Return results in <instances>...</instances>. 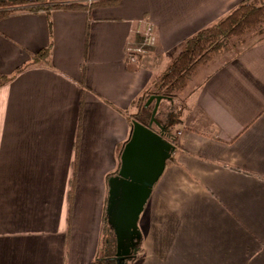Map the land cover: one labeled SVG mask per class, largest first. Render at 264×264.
<instances>
[{
    "label": "crops",
    "instance_id": "0c3cea01",
    "mask_svg": "<svg viewBox=\"0 0 264 264\" xmlns=\"http://www.w3.org/2000/svg\"><path fill=\"white\" fill-rule=\"evenodd\" d=\"M0 1L26 2L0 19V264H91L138 99L243 0ZM142 19L157 42L132 62ZM210 64L179 97L150 98L175 150L133 264H264V42Z\"/></svg>",
    "mask_w": 264,
    "mask_h": 264
},
{
    "label": "trees",
    "instance_id": "16d2710c",
    "mask_svg": "<svg viewBox=\"0 0 264 264\" xmlns=\"http://www.w3.org/2000/svg\"><path fill=\"white\" fill-rule=\"evenodd\" d=\"M115 1L117 0H97L89 6L81 0H64L53 5H39L40 1L34 0L31 2L33 5L27 8L31 11H49L53 8L76 11L91 9L99 4H114ZM25 4V1H0V19L8 17L14 10ZM261 42H264V0H243L224 17L199 30L185 41L183 50L175 56L162 77L138 99L135 119L144 126L152 128L156 119V110L149 102L150 98L174 99L179 97L186 88L190 77L200 66L210 63L221 52H225L227 55H236V50L240 51ZM49 52V48L42 51L37 59L47 56ZM10 78L9 76L1 77L0 85ZM160 134L165 140L173 142V136L169 129L165 128ZM120 166L121 163L110 176L117 175ZM142 246L143 239L138 246V252L126 259L125 264H133L137 254L142 251ZM116 255L117 239L105 213L98 253L91 264H117Z\"/></svg>",
    "mask_w": 264,
    "mask_h": 264
},
{
    "label": "water",
    "instance_id": "95a60500",
    "mask_svg": "<svg viewBox=\"0 0 264 264\" xmlns=\"http://www.w3.org/2000/svg\"><path fill=\"white\" fill-rule=\"evenodd\" d=\"M175 150L172 142L152 128L133 122L117 175L109 179L107 217L117 239V264L138 252L139 222L152 191Z\"/></svg>",
    "mask_w": 264,
    "mask_h": 264
},
{
    "label": "built area",
    "instance_id": "2783aa9c",
    "mask_svg": "<svg viewBox=\"0 0 264 264\" xmlns=\"http://www.w3.org/2000/svg\"><path fill=\"white\" fill-rule=\"evenodd\" d=\"M91 6L97 0H81ZM137 33L140 36L139 43L135 46H129L127 49V58L136 62L138 56L148 54L156 46L157 35L155 24L147 19H142L137 25Z\"/></svg>",
    "mask_w": 264,
    "mask_h": 264
},
{
    "label": "rangeland",
    "instance_id": "374dc122",
    "mask_svg": "<svg viewBox=\"0 0 264 264\" xmlns=\"http://www.w3.org/2000/svg\"><path fill=\"white\" fill-rule=\"evenodd\" d=\"M156 28V27H155ZM239 50H236L235 52L237 53ZM234 52V53H235ZM229 54H232V53H229ZM235 55V54H234ZM233 54L232 55H227L225 52H221L220 54H218L216 57V59H218L219 57L220 58H224L225 60L226 59H231L233 56H234ZM215 59V58H214ZM214 59L210 62L211 64L210 65H213L214 64ZM172 127H174V125L172 126Z\"/></svg>",
    "mask_w": 264,
    "mask_h": 264
}]
</instances>
